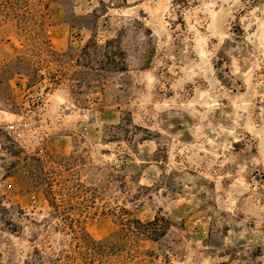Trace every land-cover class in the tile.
Returning a JSON list of instances; mask_svg holds the SVG:
<instances>
[{
  "label": "rangeland",
  "instance_id": "1",
  "mask_svg": "<svg viewBox=\"0 0 264 264\" xmlns=\"http://www.w3.org/2000/svg\"><path fill=\"white\" fill-rule=\"evenodd\" d=\"M7 1L0 264H264V0Z\"/></svg>",
  "mask_w": 264,
  "mask_h": 264
},
{
  "label": "trees",
  "instance_id": "2",
  "mask_svg": "<svg viewBox=\"0 0 264 264\" xmlns=\"http://www.w3.org/2000/svg\"><path fill=\"white\" fill-rule=\"evenodd\" d=\"M0 4H4V5L6 4L8 7H10L9 1H7V0H4L3 3L0 2ZM21 18L22 17L20 16V19ZM87 48L86 47L83 48V50H82L83 53H85ZM105 48L108 49V52L113 55V60H111L109 62L110 66H112V68L115 69L116 71H121L122 70V66L124 64V60H123V57L120 56V50L118 48L116 50V47L112 44V42H107L106 45H105ZM133 222H136V223L140 224V222L136 221V220L133 221ZM133 222L129 221V223H133ZM149 224L150 225H156V219L153 222H150Z\"/></svg>",
  "mask_w": 264,
  "mask_h": 264
}]
</instances>
